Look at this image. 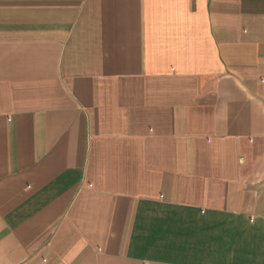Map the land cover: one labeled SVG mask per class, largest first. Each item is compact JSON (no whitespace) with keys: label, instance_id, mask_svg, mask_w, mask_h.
<instances>
[{"label":"crops","instance_id":"0c3cea01","mask_svg":"<svg viewBox=\"0 0 264 264\" xmlns=\"http://www.w3.org/2000/svg\"><path fill=\"white\" fill-rule=\"evenodd\" d=\"M0 264H264V0H0Z\"/></svg>","mask_w":264,"mask_h":264}]
</instances>
